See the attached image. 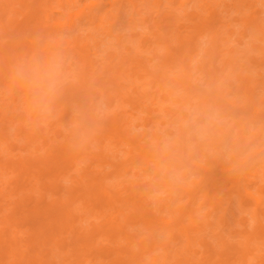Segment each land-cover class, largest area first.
I'll return each mask as SVG.
<instances>
[{
  "label": "bare ground",
  "instance_id": "bare-ground-1",
  "mask_svg": "<svg viewBox=\"0 0 264 264\" xmlns=\"http://www.w3.org/2000/svg\"><path fill=\"white\" fill-rule=\"evenodd\" d=\"M100 1L106 5L103 15L80 9L67 13L64 20L51 19L46 14V23L40 15L41 3L26 12L17 6L0 7V32L9 35L10 45H14L6 50L7 43L0 42V96H5L0 102V264H166L168 260L182 264L189 259L180 255L181 246L185 253L191 252V243L203 226L198 208L207 204L211 211L226 209L216 202L218 189L227 198L228 209L230 193L237 192L253 200L256 222L263 225L259 208L262 211L264 207L259 205L264 189L259 185L255 192L242 183L253 181L250 176L255 173L248 159L259 152L254 149L244 159L241 154L260 140L264 123L260 121V131L251 133L252 141L241 131L247 119L261 111L255 103L256 91L248 75H237L235 93L243 97L240 104L249 116L230 113L229 106L239 104L236 99L227 98L231 90L222 86L226 80L224 69L216 66L222 38L216 26L219 18L215 11L209 10L212 2L203 1L209 12L206 19L194 15L195 32L211 33L204 55L200 56L193 35L179 36L174 47L170 34L174 17H165L159 25L156 42L165 50L158 58V66L151 68L134 57L122 59L134 61V70L125 75L129 80L133 78L129 86H124L116 82L123 75L120 69H103L101 80L92 82L96 66L89 54L96 51L77 33H72L71 38L61 34L63 29H74V17L83 15L101 33L123 41V36L114 31L121 8L129 3L136 13L140 14L141 9L135 0ZM240 1L245 7L255 5L254 0ZM160 3L161 0L153 1L154 5ZM96 6L100 4L90 2L91 8ZM258 11L256 8L253 13ZM9 13L23 15L25 28L34 23L26 28L30 35L28 45L23 39L25 30L19 28L20 20L13 19ZM133 20L132 17L130 21ZM249 23L264 35L259 15H248ZM131 38L127 36V40ZM137 45L145 51L152 50L141 40ZM116 55L109 57L114 59ZM56 56L63 63L65 59L69 61L64 65L62 79L63 83L71 81V86L59 89L47 102V110L57 103L61 111L59 120L64 122L71 108L69 97L80 108L83 118L77 119L74 132L48 143L39 125L45 111L41 112V100L22 69L35 60L47 61ZM195 59L199 65L192 67ZM229 64L234 68L233 63ZM199 69L207 74L200 84L194 77ZM101 99L108 106L115 104L123 109L113 111L111 117L98 116L94 110ZM191 106H197L203 114L197 122L201 132L207 131L206 143L191 141L194 137V127L188 124ZM127 107L136 111L128 113ZM212 108L220 114H232L231 120L215 121L211 118ZM145 109L158 112L159 119L144 118L140 112ZM132 119H141L145 129L131 131ZM205 122L208 127L204 126ZM23 124H31V129L22 136L28 141L27 152L14 159L9 129L15 128L14 139H19L24 132ZM233 132L234 138L226 145L225 139L231 138ZM35 141L42 146L34 145ZM208 144L217 148L225 144L229 162L221 152L211 158L206 152ZM91 145L96 148L93 154L88 150ZM198 154L205 158L204 163L197 159ZM192 173H198L199 178H191ZM228 185L230 189L226 188ZM4 192L7 196L2 197ZM158 192L164 196L154 197ZM218 224L226 225L224 213ZM134 227L143 230V236L133 232ZM179 235L184 238V244L177 240ZM243 237V242L234 245L223 242L219 252L213 246L206 247L210 252L207 259L191 264H243L254 256L257 245L264 243V229ZM261 263L264 264V258Z\"/></svg>",
  "mask_w": 264,
  "mask_h": 264
},
{
  "label": "rangeland",
  "instance_id": "rangeland-1",
  "mask_svg": "<svg viewBox=\"0 0 264 264\" xmlns=\"http://www.w3.org/2000/svg\"><path fill=\"white\" fill-rule=\"evenodd\" d=\"M25 0L24 5H18L15 0H4L1 3L0 7H6L9 9L11 6H17V8L21 9L23 12H26L28 9H33L38 4H42V9L40 11V15L42 21L46 23L45 16L46 14L51 17V19L64 20L66 14L70 11L78 12L80 9H84L86 13L89 11H93L98 13L99 15H103L106 9V5L102 4L100 0ZM138 4V9H141V13H136L133 7L126 3L121 8V13L116 20L114 31L115 33H120L123 37V41L118 42L115 37L101 33L100 29H95L92 24L88 23L83 15L74 17V29H63L62 33L64 36L71 38L72 33H77L87 39V42L91 46L92 50L96 51V54L90 52L89 57L92 58L94 64L96 66L95 73L91 77L92 82L100 81L101 76L104 75L102 72L103 69L109 68L111 70L120 69L123 71V75L121 77L116 78V82L122 83L124 86H129V78L125 75L130 74L134 68L132 64L134 61H126L123 62L122 59L127 60L131 57L138 58L145 62L149 67L154 68L158 66V58L165 54V50L161 45H157V37L159 33V25L161 24V20L165 17L171 16L174 17V20L170 26L172 34V45L176 47L178 45L177 38L179 36H194V41L197 44L198 51L200 56L204 55V49L209 46L211 40V33L200 31L198 33L194 30V21L196 20V16L207 18L209 12L205 6H203L204 0H178L175 2L173 0H161L159 5H154V0H135ZM212 2V6L209 10L215 11L217 14V24L216 26L220 29V36L222 41L219 42V50L217 53V62L216 66L219 69H224V75L226 80L222 82V86L225 89H230L231 93L227 95V98L236 99V104L238 106H229L230 113L244 115L248 118L249 114L240 104V100L243 98L239 94L235 93V87L239 83L237 81V75L243 74L248 75L250 77V84L255 87L256 95L254 96L255 103L259 105L260 112L254 115V117L247 119L245 128H241L244 136H248L247 139L249 141L253 140L251 138V133H254L259 130V126H261L262 121L264 123V103H262V98H264V35L258 33L251 24H247L248 15H259L261 17L262 23L264 25V0H254L255 5L252 7H245L241 5L240 0H208ZM90 2H94L100 4V7L96 6L91 8ZM29 3V5H28ZM31 3V6H30ZM29 6V7H28ZM114 7H117L115 4ZM0 8V9H1ZM258 9V13H253L254 9ZM113 11L116 13L115 9ZM61 12L65 13L64 16H61ZM8 14V11H7ZM10 17L17 18L20 20L21 26L20 29L25 30V36L23 37L24 42L29 44V32H27L26 28L30 25H34V23L28 25L26 28L24 27V18L23 15L20 14H11ZM195 15V17H194ZM134 18L132 22L131 18ZM30 19V18H29ZM131 36V40H127V36ZM10 36L3 32H0V42L5 41L6 50L13 49L14 45H10L11 39ZM9 40V41H8ZM141 40L145 45H148L151 48V51H145L142 48L138 47L137 43ZM110 54H117V57L111 59L109 57ZM157 55V56H153ZM197 58V57H196ZM69 62L67 59L64 60V65ZM234 64V68L231 64ZM195 65H199L196 62V59L192 62V67ZM114 74V73H113ZM194 77H197V82L200 84L207 79V74L205 71L199 69L194 74ZM263 80V82H262ZM229 84L232 86L230 87ZM66 85L71 86V81H65L62 86L63 88ZM140 89V88H139ZM36 92V90H35ZM37 96V95H36ZM38 98V97H37ZM52 97L47 98L46 100H41V112L45 111V118L39 120L40 127L45 131L46 141L49 143L51 140L57 139L62 140L66 135H69L76 127L77 119H81L82 113L80 108L76 105V103H72L71 99H69V104H71V108L69 109V115L66 117L64 122H60V107L59 105L54 104L56 107H50L49 110L47 107V102L52 100ZM5 100V96H0V102ZM61 102V101H60ZM122 107H117L114 105L108 106L105 100H100L98 106L94 110L98 116H107L111 117L113 111L122 110ZM128 113L130 111L135 112L136 110L130 109L127 107ZM211 118H214L217 122H229L231 120V115L220 114L216 111V109L212 108ZM188 112L191 117L189 119L188 124L193 125L194 137L191 141L198 143H206L207 140V131L201 132L200 124L197 122L199 118L203 116L202 112L199 110L197 106H191L188 108ZM144 118H149L153 116V120H158L160 114L158 112H148V110H144L140 112ZM18 117V116H16ZM17 123V121H15ZM206 122L204 126H206ZM56 127H59V131ZM208 127V126H206ZM23 133L19 136V139H14L16 136V129L10 128L11 139L13 140V149L11 151L14 154V159L19 157V155L26 154V147L28 146V141L22 137L27 131L31 129V124H23L22 125ZM130 129L134 132H141L145 129L143 125V121L141 119H132L130 122ZM218 134V133H217ZM235 132L231 138L225 139V144L231 143V140L234 138ZM169 138V136H166ZM38 143L39 146L41 142L35 141L33 144ZM224 144L223 147L217 148L212 144H208L206 146L207 154L212 158L214 155L219 154L220 152L225 157L226 161L229 162V157L226 155V149L228 147ZM25 148V149H21ZM254 149L258 150V154L248 159V165L252 170V173H255V176H250L253 180L251 184H248V181L243 180L242 183L248 188H252L258 190V186L262 185L264 189V167H263V159H264V130L260 140L252 143L250 148L244 151L241 154V158L244 159L248 157L250 152ZM92 154L96 152V148L91 145L88 149ZM42 152V149H41ZM6 155V152L4 151ZM4 155V156H5ZM197 159L201 160V163H204L205 158L203 156L197 155ZM86 163H82L84 165ZM108 169V168H107ZM174 174V173H173ZM12 175V174H11ZM191 178H199L198 173H192ZM10 180H12V176H7ZM69 182H64V184L68 185ZM11 186V185H10ZM227 189H230L231 186H226ZM201 195V192L198 194V197ZM221 190L217 191V204L219 207L226 208L224 211H221L220 208H216L214 211H211L209 205H204L198 208V204L194 205V208H198L197 215L199 217L200 222L203 223V226L200 227L196 238L191 243V252L185 253L184 248L181 246L179 253L185 258L189 260L186 262H182V264H191L202 263L207 259V255L210 254L209 251L206 250V247L213 246L217 249V252L221 251L222 243H230L232 245L237 244L239 242H243L244 235L246 233H254L256 230L264 229V210L261 211L259 208V218L262 221L263 225H258L255 218V208L253 204V200L245 195H239L237 192L230 193L228 196L231 198V208H227L229 203L227 198L225 199L223 195L221 196ZM262 198V203L259 206L264 207V191L260 193ZM259 195V196H260ZM7 196V192L2 194V197ZM163 197L164 194H160L159 192L154 195V197ZM227 196V197H228ZM258 196V194H257ZM157 200V199H154ZM201 199L198 200V202ZM153 202V201H152ZM154 203V202H153ZM210 211V215L206 217L207 212ZM224 213L226 219V225L218 224V220L220 216ZM206 221H210V224H205ZM83 228L86 227V223L82 224ZM133 232H136L138 235L143 236V230L134 227L132 229ZM162 238V237H161ZM163 239V238H162ZM180 244H184L185 240L183 237L179 235L178 239ZM260 239L259 241H261ZM171 245H174L171 244ZM256 245V244H255ZM253 245V246H255ZM178 246V245H177ZM258 248L254 249V256L249 257L243 264H262V259L264 258V243L257 245ZM172 253V252H171ZM218 253L214 254V258H217ZM166 264H174L171 263L170 260L166 261Z\"/></svg>",
  "mask_w": 264,
  "mask_h": 264
},
{
  "label": "clouds",
  "instance_id": "clouds-1",
  "mask_svg": "<svg viewBox=\"0 0 264 264\" xmlns=\"http://www.w3.org/2000/svg\"><path fill=\"white\" fill-rule=\"evenodd\" d=\"M63 60L56 56L47 61L35 60L22 69L25 79L36 89L40 100L55 95L63 84Z\"/></svg>",
  "mask_w": 264,
  "mask_h": 264
}]
</instances>
